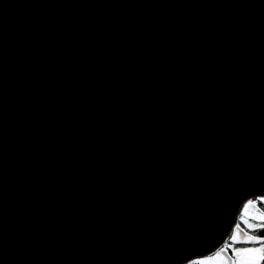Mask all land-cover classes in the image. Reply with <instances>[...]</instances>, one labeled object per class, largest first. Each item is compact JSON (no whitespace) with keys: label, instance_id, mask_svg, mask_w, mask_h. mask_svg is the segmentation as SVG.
I'll list each match as a JSON object with an SVG mask.
<instances>
[{"label":"water","instance_id":"1","mask_svg":"<svg viewBox=\"0 0 264 264\" xmlns=\"http://www.w3.org/2000/svg\"><path fill=\"white\" fill-rule=\"evenodd\" d=\"M258 195L264 0H0V264H232Z\"/></svg>","mask_w":264,"mask_h":264},{"label":"snow or ice","instance_id":"2","mask_svg":"<svg viewBox=\"0 0 264 264\" xmlns=\"http://www.w3.org/2000/svg\"><path fill=\"white\" fill-rule=\"evenodd\" d=\"M256 201L264 202V195L256 196ZM252 203L253 201L249 200L245 204V207L247 208ZM259 220L264 221V214L259 216ZM261 227L264 228V224H261ZM249 240L259 246L238 249L234 253L235 259L232 261V264H264V237H249ZM214 264H228V262L218 253Z\"/></svg>","mask_w":264,"mask_h":264},{"label":"flooded vegetation","instance_id":"3","mask_svg":"<svg viewBox=\"0 0 264 264\" xmlns=\"http://www.w3.org/2000/svg\"><path fill=\"white\" fill-rule=\"evenodd\" d=\"M251 200L253 201V203L251 205H253L254 207L258 208L261 212L264 213V202H259L256 201V196L249 198L246 203ZM239 218H241L243 220L242 225L240 226V228L247 234H250L252 236H260V237H264V228L261 227V224H264V222H255L253 220H250L248 218H246L245 216L240 215ZM238 218V220H239ZM233 248L236 249H243V248H250V247H255V246H259V245H235L232 243H229ZM231 247V248H232ZM228 253L232 259V261L235 259L233 254L231 253L230 249L228 250ZM199 260V259H196ZM193 261V260H192ZM200 261V260H199ZM191 263V261H190ZM200 263H202L200 261Z\"/></svg>","mask_w":264,"mask_h":264},{"label":"rangeland","instance_id":"4","mask_svg":"<svg viewBox=\"0 0 264 264\" xmlns=\"http://www.w3.org/2000/svg\"><path fill=\"white\" fill-rule=\"evenodd\" d=\"M242 223H243V220L241 219V218H239V220H238V222H237V225L240 227L241 225H242ZM256 237H260V236H256ZM232 246L229 244V242L228 243H226L225 244V248H226V250L228 249H230V251H231V253L233 254V256H234V253L238 250V249H236V248H231ZM255 247H257V246H255ZM234 258H235V256H234ZM193 262L191 261V263L190 262H188V263H186V264H192Z\"/></svg>","mask_w":264,"mask_h":264},{"label":"trees","instance_id":"5","mask_svg":"<svg viewBox=\"0 0 264 264\" xmlns=\"http://www.w3.org/2000/svg\"><path fill=\"white\" fill-rule=\"evenodd\" d=\"M192 262H193L192 264H202V263H200L199 260H193Z\"/></svg>","mask_w":264,"mask_h":264}]
</instances>
